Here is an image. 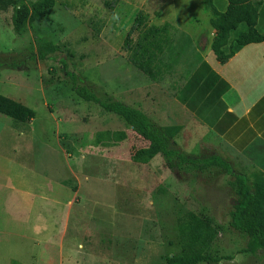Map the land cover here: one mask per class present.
<instances>
[{"label": "rangeland", "instance_id": "1", "mask_svg": "<svg viewBox=\"0 0 264 264\" xmlns=\"http://www.w3.org/2000/svg\"><path fill=\"white\" fill-rule=\"evenodd\" d=\"M37 1L0 0V94L36 112L29 124L0 114V264L24 263L21 256L26 264H166L181 253V220L190 213L217 232L207 251L213 264H264V250L247 252L249 239L231 223L236 177L253 182L264 174V143L234 152L175 100L196 50L211 41L204 0H55L17 33L16 9ZM139 12L150 25L174 27L172 68L161 83L136 69L124 49ZM40 42L56 48L45 60ZM74 86L140 109L159 126H182L175 138L182 154L192 161L221 156L232 174L179 167L161 155L132 161L147 143ZM114 132L128 137L117 143Z\"/></svg>", "mask_w": 264, "mask_h": 264}, {"label": "trees", "instance_id": "2", "mask_svg": "<svg viewBox=\"0 0 264 264\" xmlns=\"http://www.w3.org/2000/svg\"><path fill=\"white\" fill-rule=\"evenodd\" d=\"M204 4L212 14L210 24L215 30V36L211 48L219 62L226 63L243 46L264 43V35L257 29L259 9L264 0H229L225 12H220L216 8L214 0H204ZM54 6L55 0H40L31 6L20 4L13 16L14 30L17 33L23 32L28 24L40 19ZM242 25L245 26L243 31L239 30ZM173 30L174 27L170 23L162 26L150 25L148 14L139 12L134 20V26L125 39L124 49L131 64L151 80L159 83L166 80L172 68L168 62V53L173 46ZM135 32L136 38L133 37ZM55 51L56 48L51 42L39 43L40 60L47 59ZM72 78L74 80L73 76ZM74 89L83 100L96 103L107 112L124 119L133 133L147 143L145 147L136 150L132 155V161L148 164L156 156L161 155L170 163L178 159L179 167L186 163L200 164L203 168H219L232 174L231 164L221 156L213 155L201 161H192L182 154L176 148L175 141L182 131V126H159L140 109L112 97L101 99L86 87L74 86ZM0 114L13 119L15 124H29L36 117L35 110L2 94ZM112 134L117 135L115 139L117 143L125 141L128 137L126 132ZM112 134L107 133L108 136ZM169 166L174 167L172 164ZM236 184L238 198L231 212V223L249 239L246 251L256 253L264 250V174L258 173L253 182H249L246 176H237ZM211 223L210 220L201 219L193 213L182 219L181 253L179 256L168 257L166 264L217 263L207 253L217 236Z\"/></svg>", "mask_w": 264, "mask_h": 264}, {"label": "crops", "instance_id": "3", "mask_svg": "<svg viewBox=\"0 0 264 264\" xmlns=\"http://www.w3.org/2000/svg\"><path fill=\"white\" fill-rule=\"evenodd\" d=\"M214 4L225 12L229 0H214ZM257 29L264 35V4L259 9ZM209 35L210 44L196 50L199 59L177 86L175 100L223 144L243 153L264 143V43L241 47L223 64L208 50L215 36L213 28ZM20 260L26 264L28 258L21 256Z\"/></svg>", "mask_w": 264, "mask_h": 264}]
</instances>
